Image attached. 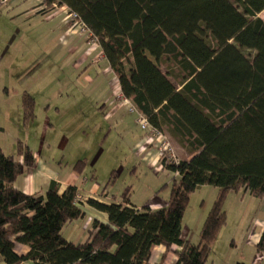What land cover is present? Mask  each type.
Listing matches in <instances>:
<instances>
[{"label": "trees", "instance_id": "1", "mask_svg": "<svg viewBox=\"0 0 264 264\" xmlns=\"http://www.w3.org/2000/svg\"><path fill=\"white\" fill-rule=\"evenodd\" d=\"M54 4L77 14L121 93L190 156L158 159L172 172L166 206L137 208L129 185L120 203L89 198L86 203L105 212L107 221L93 219L86 239L74 242L61 231L85 215L76 186L61 194L56 182L45 194L13 187L11 180L22 166L33 167L35 157L21 140L16 152L22 163H11L0 147L1 258L6 264H151L153 245L177 244L175 264H207L226 223L227 194L242 190L264 198V17L258 15L264 0H42V10ZM34 105L23 93L24 124L33 119ZM84 163L78 160L74 168L80 172ZM204 185L216 188V195L200 241L193 243L182 237V221L190 194ZM17 244L28 250L18 252ZM256 249L264 252V228Z\"/></svg>", "mask_w": 264, "mask_h": 264}, {"label": "crops", "instance_id": "2", "mask_svg": "<svg viewBox=\"0 0 264 264\" xmlns=\"http://www.w3.org/2000/svg\"><path fill=\"white\" fill-rule=\"evenodd\" d=\"M41 1L25 9L21 15L36 13L45 18V26L48 23V27L43 29V34L52 33L57 41L50 42L52 38L47 37L46 39L50 41L39 44L41 52L34 58H30L28 66L31 67V71L32 69L36 71V67L47 56V50H53V47L58 46L61 51L60 53L57 49V57H61L59 61L63 67H74L73 75L75 77L80 75L79 78H82L84 86L68 85L61 90L54 89L52 84L48 83L47 74L37 76L34 71L27 80L19 73L24 63L12 60L13 65H10L0 59V147L8 155L11 163H22L23 157L16 152V142L21 140L31 148L35 157L34 166H22L21 173L11 180V185L29 194H45L50 183L56 182L60 194L67 186L74 185L77 188V194L80 192L89 194L90 198L107 204L120 203L122 199L116 190L103 186L94 173H85L89 146L85 145L86 149L79 151L75 149L73 138L83 141L90 128L97 129L101 133V142H103L104 137L109 135L113 127L125 132L128 127L134 129L131 123L135 115L126 113L121 107L122 93L119 80L110 68L100 45L97 42L87 44L88 37L85 33L71 29L69 23L64 22L63 14L59 11H43ZM16 70L18 72L13 73ZM25 92L31 94L35 101L34 117L28 124L23 123L22 114V94ZM28 133L30 137L27 136ZM132 141H134L132 142L134 153L132 165L136 162L146 163L148 168L158 173L162 165L159 163L155 148L144 137V133ZM97 142L99 144L100 139ZM184 153L189 158L190 155L185 151ZM81 159L85 163L79 172L74 168V164ZM111 167H113L112 164ZM150 191L151 188L148 189V192ZM131 203L137 208L141 207L133 201ZM81 204L85 215L66 223L61 231L65 238L74 242H82L86 239L93 219L107 221L105 212L85 202ZM206 209L203 210L205 215ZM197 220L190 232L184 231L183 226L181 231L182 237L193 243L200 241V230L204 218L201 216ZM263 228L264 224L256 233L255 242H258ZM178 248L177 244H172L169 248L162 244L153 245L149 262L175 264ZM16 249L18 252H26L28 247L17 244ZM257 254L260 256L261 252ZM0 264H6L1 256ZM26 264H33V262L27 261ZM207 264L215 263H210L208 260ZM237 264L241 262L238 261Z\"/></svg>", "mask_w": 264, "mask_h": 264}, {"label": "rangeland", "instance_id": "3", "mask_svg": "<svg viewBox=\"0 0 264 264\" xmlns=\"http://www.w3.org/2000/svg\"><path fill=\"white\" fill-rule=\"evenodd\" d=\"M39 1L0 0V59L10 65H13L12 60L24 63L19 73L27 80L35 71L34 69L31 71L28 63L30 58H34L36 54L41 52L39 44L50 41L46 39L49 36L52 38L50 42L56 43L57 41L56 36L52 33L50 35L43 34V29L48 27V23L45 26V18L36 15V13L21 15L25 9H29ZM52 11H59L63 17L65 16V8L55 4ZM258 15L264 17V10ZM64 22L67 23V20ZM68 23L70 25L71 21ZM69 27L71 28V25ZM53 48V50H47V56L36 67V75L44 76L47 74L48 83L52 84L54 89L61 90L68 85L84 86L82 78H79L80 75L76 77L73 75L74 67H63L59 61L61 58L57 57L59 47ZM59 52L61 53L60 50ZM207 55V49H203L200 53L202 58H206ZM51 59L52 62H50ZM160 68L162 71L168 69L163 64H160ZM172 69L175 75L178 70L176 67H172ZM17 72V70L16 72L13 71V73ZM174 75L170 74L168 77L176 86H179L178 78ZM134 129L128 127L125 132L113 127L109 135L104 137L105 140L101 142V133L97 129L89 128L83 141L73 138V143L75 149L79 151L85 150V145L89 146L85 173L97 175V180L103 186H107V189L112 188L121 196L126 185H130V200L134 203L141 207L146 203L152 208L153 206L155 208L166 206L170 193L172 172L160 168L158 173H154L151 168L146 166V163L136 162L132 165L134 158L132 146L134 141L132 139L143 133L138 126ZM27 136L30 137V133ZM98 139L101 142L99 144ZM171 143H173L178 158L187 159V155L184 153L187 151L177 142L171 141ZM188 155L190 154L188 153ZM149 188H151L150 192H148ZM86 195L89 194L83 193L82 197ZM215 195L216 188L210 185L197 188L190 194L182 222L184 231L189 230L190 232L198 218L206 217L203 210L205 208H207L206 211L210 209ZM223 208L226 212V223L222 226L214 246L210 248L209 262L215 264H232L234 262L233 264H237L239 261L241 264H263L264 252L258 256L257 253L260 251L256 249L257 242H255L254 237L264 224V198L254 197L242 190L230 191L225 198Z\"/></svg>", "mask_w": 264, "mask_h": 264}, {"label": "built area", "instance_id": "4", "mask_svg": "<svg viewBox=\"0 0 264 264\" xmlns=\"http://www.w3.org/2000/svg\"><path fill=\"white\" fill-rule=\"evenodd\" d=\"M62 8H65V16L64 19L67 20V22L71 21V28L75 31H78L80 33H85L87 37L90 36V32L87 29L86 25L79 21L77 18V14L74 12H70L66 7L62 6ZM96 42L94 37H90L87 39V44ZM120 103L121 107L126 113H132L135 115L134 120L132 121V126L140 127V129L144 133V137L148 139L151 144L153 145V148L156 150V155L158 159L160 160L162 157H166L171 161H178V155L176 154V151L173 147V144L170 141L169 136L162 130L156 128L153 126L147 117L139 112L134 104L123 94L120 95ZM83 194L80 192L77 194V202H87V200L90 198L89 195L82 197Z\"/></svg>", "mask_w": 264, "mask_h": 264}]
</instances>
